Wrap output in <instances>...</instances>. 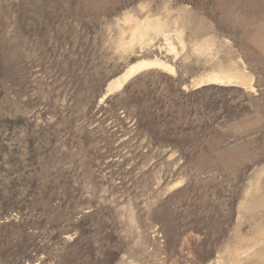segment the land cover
Masks as SVG:
<instances>
[{"label": "rangeland", "instance_id": "rangeland-1", "mask_svg": "<svg viewBox=\"0 0 264 264\" xmlns=\"http://www.w3.org/2000/svg\"><path fill=\"white\" fill-rule=\"evenodd\" d=\"M0 264H264V0H0Z\"/></svg>", "mask_w": 264, "mask_h": 264}, {"label": "bare ground", "instance_id": "bare-ground-1", "mask_svg": "<svg viewBox=\"0 0 264 264\" xmlns=\"http://www.w3.org/2000/svg\"><path fill=\"white\" fill-rule=\"evenodd\" d=\"M155 60H153L154 62ZM160 63H162L160 61ZM159 62H155V63H151V62H146V61H140V63H136L133 64L131 66H129L122 75H120L119 77H116L112 80H110L107 84L106 87V93L103 95L102 99H104L107 95L119 91L121 90V88L124 86V84L130 80L133 76L137 75L139 72L152 68L151 66H163L165 69L167 68L168 70H170V72L173 70L172 67L167 66L165 64H160ZM157 68V67H156ZM215 78L213 79V81H221V80H225L227 82L230 81V76L229 75H217L214 76Z\"/></svg>", "mask_w": 264, "mask_h": 264}]
</instances>
